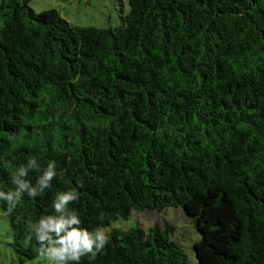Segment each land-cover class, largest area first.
Here are the masks:
<instances>
[{
	"label": "trees",
	"instance_id": "trees-1",
	"mask_svg": "<svg viewBox=\"0 0 264 264\" xmlns=\"http://www.w3.org/2000/svg\"><path fill=\"white\" fill-rule=\"evenodd\" d=\"M29 2L0 0V214L15 258L44 256L30 224L75 189L80 227L110 229L79 264H189L172 227L119 226L170 207L199 234L197 264H264V0H126L109 28ZM14 173L35 196L16 195Z\"/></svg>",
	"mask_w": 264,
	"mask_h": 264
},
{
	"label": "rangeland",
	"instance_id": "rangeland-1",
	"mask_svg": "<svg viewBox=\"0 0 264 264\" xmlns=\"http://www.w3.org/2000/svg\"><path fill=\"white\" fill-rule=\"evenodd\" d=\"M29 5L37 13L54 9L73 26L95 28L117 26L120 22V9H123L122 14L128 11L126 0L122 4L118 0H30ZM119 222V226L124 228L136 223L146 231L154 226L160 229L172 227L170 237L183 249L188 263L197 264L193 245L199 240V234L180 209L170 207L158 212L133 210L128 221ZM10 242L8 220L0 214V264H49L51 261L50 257L44 255L35 261L20 263L10 249Z\"/></svg>",
	"mask_w": 264,
	"mask_h": 264
},
{
	"label": "clouds",
	"instance_id": "clouds-1",
	"mask_svg": "<svg viewBox=\"0 0 264 264\" xmlns=\"http://www.w3.org/2000/svg\"><path fill=\"white\" fill-rule=\"evenodd\" d=\"M35 167V157H30L28 168ZM55 169V162H48L44 169V175L39 177L37 181L41 190L48 187V181L56 174ZM18 171L20 176L27 173V169L23 166ZM12 182L18 186L17 196L19 192L24 190H28L30 196L36 195V190L30 186V181L16 178L15 173ZM0 197H3L2 193H0ZM4 198L10 200L11 196ZM76 200L75 189H70L64 194H58L57 199L53 201L52 208L59 215L43 216L37 225L30 224L36 233V241L40 244L39 252L44 247L43 242L48 241L49 246L44 255L58 262L74 261L79 264L84 256L95 259L109 242L110 229L96 227L92 231H88L86 228L80 227L81 220L75 210L67 211L69 202ZM49 233L54 234L55 239Z\"/></svg>",
	"mask_w": 264,
	"mask_h": 264
}]
</instances>
